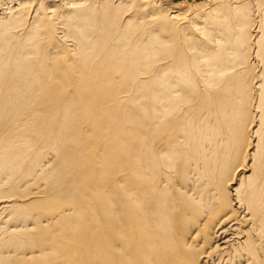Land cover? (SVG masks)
Masks as SVG:
<instances>
[{
	"label": "bare ground",
	"instance_id": "obj_1",
	"mask_svg": "<svg viewBox=\"0 0 264 264\" xmlns=\"http://www.w3.org/2000/svg\"><path fill=\"white\" fill-rule=\"evenodd\" d=\"M148 1L3 7L0 264H264V0Z\"/></svg>",
	"mask_w": 264,
	"mask_h": 264
},
{
	"label": "rangeland",
	"instance_id": "obj_2",
	"mask_svg": "<svg viewBox=\"0 0 264 264\" xmlns=\"http://www.w3.org/2000/svg\"><path fill=\"white\" fill-rule=\"evenodd\" d=\"M19 1L24 2V0H19ZM25 1H28L31 4L35 3V2L42 1V2L46 3L47 5H52V4L55 5V6L56 5H59V6L61 5V7H62V6H66V4L70 0H25ZM146 1H148V0H146ZM204 1L206 2L207 0H149L147 5L149 3H151L152 5H156L157 8L161 9V10L162 9H164V10L167 9L169 12L180 11L182 13L184 10L196 7L197 5L201 4ZM7 2H8L7 5H3L2 4L3 3L2 0H0V18H1V13L3 12V7L4 6L8 7L9 5H13L16 2V0H8ZM151 4H150V6H152ZM237 184H238V182H237ZM6 214H8V213L6 212ZM6 214H4V215L7 216ZM8 223H9L8 227H10L12 222L10 221ZM43 225L46 226L45 223ZM34 230H36V229H34ZM77 246H78V248L81 247L80 244L77 245ZM78 248L75 247V249L72 251V253L68 254L65 257L66 259L63 260L62 264H85V262L81 258V255H79L80 250H78ZM16 258H18V257H16ZM16 258H14V261L16 260ZM15 262L17 264H19L21 261H19L17 259Z\"/></svg>",
	"mask_w": 264,
	"mask_h": 264
}]
</instances>
